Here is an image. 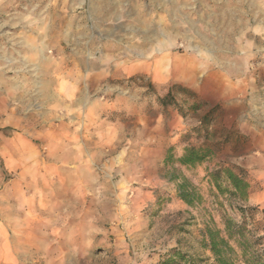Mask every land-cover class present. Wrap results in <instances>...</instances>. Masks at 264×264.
<instances>
[{"label": "rangeland", "instance_id": "rangeland-1", "mask_svg": "<svg viewBox=\"0 0 264 264\" xmlns=\"http://www.w3.org/2000/svg\"><path fill=\"white\" fill-rule=\"evenodd\" d=\"M192 59L200 82L222 76L207 91L241 84L264 131V0H0V264H215L204 234L239 207L264 236V152L243 158L253 143L237 134L216 158L228 139L203 121L217 108L172 80ZM192 147L211 156L180 164ZM225 167L245 172L247 201L217 197Z\"/></svg>", "mask_w": 264, "mask_h": 264}, {"label": "trees", "instance_id": "trees-1", "mask_svg": "<svg viewBox=\"0 0 264 264\" xmlns=\"http://www.w3.org/2000/svg\"><path fill=\"white\" fill-rule=\"evenodd\" d=\"M207 118L209 119L210 116L204 119V125L209 124ZM210 156L208 149L192 147L185 151L179 163L184 166H194ZM239 172L236 173L234 168L225 167L216 169L210 174V184L217 190V197L227 192L241 201L248 200L251 186L245 177V172L241 169ZM171 178L177 181L178 197L184 203L194 206L202 202L203 197L198 188L187 178L179 180L174 175ZM223 183L228 185L227 189H223ZM238 210L242 215V221L229 216L223 217V229L207 228L202 245L211 252L215 264H264V236H257L249 227L245 210L241 207Z\"/></svg>", "mask_w": 264, "mask_h": 264}, {"label": "crops", "instance_id": "crops-1", "mask_svg": "<svg viewBox=\"0 0 264 264\" xmlns=\"http://www.w3.org/2000/svg\"><path fill=\"white\" fill-rule=\"evenodd\" d=\"M90 9L92 14L105 11L103 9L99 10L97 7H95V5L90 7ZM172 72V80L175 83L182 84L183 86L192 89L194 93L198 94L199 99L205 103L203 109L200 111L202 114H210L213 112L214 108H217V110L214 112L216 119L209 124L204 125L205 128L210 129L211 132L214 131L216 136L223 135L224 139H228V143L225 144L224 147L216 154V158H226L228 154L233 151H237L240 148L238 146V140L236 139L237 134H244L246 136L244 140H246L248 143H253V147L250 146L246 148V151L249 153L242 156L243 158L249 157L248 155H250V153H252L253 157L262 156V153L264 152V131L262 123L260 121L257 122L255 119H253V121H249L247 119L244 120L247 116L246 112L248 111L247 109H244L245 107L242 105V101L239 99V90L242 89L241 84L232 81L229 87L222 85V87L227 89V93L222 95L207 91L206 86L208 79H220L222 76L219 75V73L210 71L206 73L205 79L200 82L198 80V66L193 59L192 61L190 60L188 65L184 67L174 66ZM154 76L155 78H159L160 81L164 80L161 79L164 75L162 76L160 71H154ZM169 77L171 76L169 75ZM221 82L222 81H219V84ZM218 104L219 107H217ZM162 122L163 120L159 119V126H161ZM201 123L202 122H198V124ZM185 125L186 124L184 122H181L178 127L179 130H183ZM177 138L178 137L175 138V142H177ZM161 142L162 143L158 144L159 147L157 146V148L151 149V157L161 158L163 155H165L166 143L168 140L162 138Z\"/></svg>", "mask_w": 264, "mask_h": 264}, {"label": "bare ground", "instance_id": "bare-ground-1", "mask_svg": "<svg viewBox=\"0 0 264 264\" xmlns=\"http://www.w3.org/2000/svg\"><path fill=\"white\" fill-rule=\"evenodd\" d=\"M114 68V67H113Z\"/></svg>", "mask_w": 264, "mask_h": 264}]
</instances>
